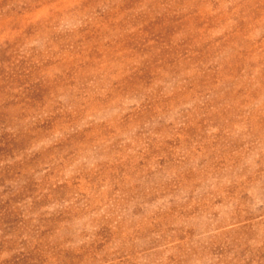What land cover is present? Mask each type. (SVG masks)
Segmentation results:
<instances>
[{
	"label": "rangeland",
	"instance_id": "374dc122",
	"mask_svg": "<svg viewBox=\"0 0 264 264\" xmlns=\"http://www.w3.org/2000/svg\"><path fill=\"white\" fill-rule=\"evenodd\" d=\"M0 264H264V0H0Z\"/></svg>",
	"mask_w": 264,
	"mask_h": 264
}]
</instances>
